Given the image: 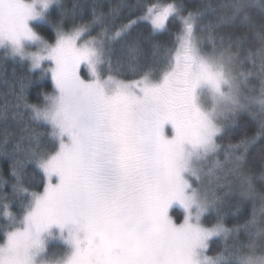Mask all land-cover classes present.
I'll list each match as a JSON object with an SVG mask.
<instances>
[{"label":"snow or ice","instance_id":"snow-or-ice-1","mask_svg":"<svg viewBox=\"0 0 264 264\" xmlns=\"http://www.w3.org/2000/svg\"><path fill=\"white\" fill-rule=\"evenodd\" d=\"M107 7L0 0L3 56L28 65L4 105L21 128L0 144V264H264V0ZM242 113L257 132L233 142Z\"/></svg>","mask_w":264,"mask_h":264},{"label":"trees","instance_id":"trees-1","mask_svg":"<svg viewBox=\"0 0 264 264\" xmlns=\"http://www.w3.org/2000/svg\"><path fill=\"white\" fill-rule=\"evenodd\" d=\"M74 2H81V3H99L104 5V11L108 10V5L116 4L120 2V0H62V3L66 5L69 9H71L72 4ZM128 3H133L135 0H127ZM170 2V0H169ZM178 2H182L186 10L187 9H194L197 6H199L203 2H209V0H178ZM210 2L214 5H218L221 2H226V0H210ZM253 4L258 5L262 2V0H251ZM253 12L255 14H259L260 9L259 7H255L253 9ZM51 17L52 19H56L58 16V13L54 9H50ZM88 9H85L84 13V19L88 18ZM66 24L69 23V21L65 22ZM178 25L175 21H173L168 28L167 32L158 34L153 37L152 43H159V44H170L171 41L175 38L174 34L177 31ZM142 31L144 29H141ZM37 31H39L42 35L45 37L48 36H54L51 27L47 23H37ZM256 42L255 38L252 35H249L248 42L244 45V48L247 49L248 47H255ZM152 50V44H146L142 51L139 53L140 58L142 61H147V59L151 55ZM28 65L27 63H21L18 61V59L8 58L5 59L3 56V50H0V144H3V141L5 138H1V134L7 136L9 139V147H11V141L14 138H18L20 135V128L21 126L18 125L16 122H14L11 119L12 112L9 108V111L7 113L8 119L5 120L3 118L4 114V105L6 102H11L12 97L11 95H6V93H9L10 86L12 84V81L15 79L13 76V70H15L16 76L21 75L22 73L27 72ZM36 72H33L32 75H36ZM7 80L8 83H4V81ZM253 84L255 85L257 92L259 89V82L253 81ZM257 85V86H256ZM51 91V81L50 77L45 78L44 80H40L37 84H33L29 89V99L31 102H35L40 97L38 96V93L41 91ZM258 123L256 120H254L248 113H242L239 117V119L236 121L235 125L229 130L228 137L231 138L233 142L238 141L240 138L244 136H253L257 132ZM227 139V138H226ZM261 146H264V137H261L257 140L256 144L253 145L249 150V160H251L254 156H256L259 148ZM259 167V164L257 162V168ZM9 172V161L4 158L0 157V175L7 176ZM255 187L258 191H264V180L259 179V177L255 180ZM233 205H235L236 201L233 199L232 201ZM252 205L251 203H246L243 205L241 212L237 217H233L231 215L226 217V224L227 226L231 227L233 224L239 222H243L244 219H246L250 213H251ZM219 244V242H218ZM218 245H214L215 248Z\"/></svg>","mask_w":264,"mask_h":264},{"label":"rangeland","instance_id":"rangeland-1","mask_svg":"<svg viewBox=\"0 0 264 264\" xmlns=\"http://www.w3.org/2000/svg\"><path fill=\"white\" fill-rule=\"evenodd\" d=\"M37 23L39 24V23H44V22H43V21H40V22H37ZM0 50H1V49H0ZM256 86H257V85H256ZM258 90H259V89H258ZM5 135H6V134H4V133H3V135L1 134V138H5Z\"/></svg>","mask_w":264,"mask_h":264}]
</instances>
